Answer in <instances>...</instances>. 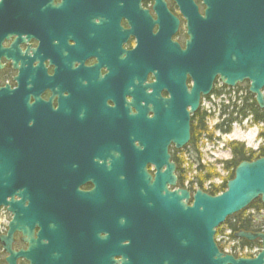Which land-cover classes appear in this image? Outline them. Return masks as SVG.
Masks as SVG:
<instances>
[{
	"label": "flooded vegetation",
	"instance_id": "1",
	"mask_svg": "<svg viewBox=\"0 0 264 264\" xmlns=\"http://www.w3.org/2000/svg\"><path fill=\"white\" fill-rule=\"evenodd\" d=\"M227 1L0 0V264H181L131 182L199 167L227 93L200 21Z\"/></svg>",
	"mask_w": 264,
	"mask_h": 264
},
{
	"label": "water",
	"instance_id": "2",
	"mask_svg": "<svg viewBox=\"0 0 264 264\" xmlns=\"http://www.w3.org/2000/svg\"><path fill=\"white\" fill-rule=\"evenodd\" d=\"M243 4L241 0H229L207 11L200 21L204 30L199 36L206 52L208 49L215 76L230 88L249 82V93L264 109V0L247 4L253 7ZM181 137L183 145L190 139L188 119ZM166 165L165 172L157 169L154 176L145 170L134 173L131 190L137 212L135 228L165 236L167 256L181 264H264V233L234 235L261 244V252L252 259L222 257L215 243L216 229L229 217L257 199L264 204V158L241 163L226 191L218 196L201 190L191 195L188 190L177 189L175 165L168 155Z\"/></svg>",
	"mask_w": 264,
	"mask_h": 264
},
{
	"label": "trees",
	"instance_id": "3",
	"mask_svg": "<svg viewBox=\"0 0 264 264\" xmlns=\"http://www.w3.org/2000/svg\"><path fill=\"white\" fill-rule=\"evenodd\" d=\"M246 93L247 95L245 96L243 107L238 106L236 102L232 103L230 106L231 110L229 111L228 117L222 124L217 126L216 130L221 131V133L223 134H229L231 133L232 125L234 123L242 122L243 119H246L249 116L252 117V123L264 125V109H260L258 107L255 98L248 93L247 88ZM206 131V126L199 125V136H201V134L203 133H206ZM260 136L264 141V130L261 132ZM229 147L231 150L232 159L225 163L227 169H233L230 173L229 180L233 179L236 168L242 162H250L260 158H264V145H261L257 151L247 149L245 144L238 142H231L229 144ZM198 158L199 160L201 159L200 155L198 156ZM202 169L203 168L201 167L200 170ZM184 173L185 172H182L181 174L182 177L179 182V186H182L185 182L186 175H184ZM215 176H218V174L206 173L203 179L198 178L199 183ZM195 179L198 181L197 178ZM225 187L226 184L224 185L223 189H225ZM210 194L215 195L214 192H210ZM249 209H255L257 212H260L261 210H264V204L260 199H258L254 201L246 210L227 219L225 225H227L233 231L232 238L234 234L240 230L259 231L260 227L264 225V215L246 216V211ZM240 243L242 246H248L250 248L260 247V244L258 242L250 243L245 240H241Z\"/></svg>",
	"mask_w": 264,
	"mask_h": 264
},
{
	"label": "rangeland",
	"instance_id": "4",
	"mask_svg": "<svg viewBox=\"0 0 264 264\" xmlns=\"http://www.w3.org/2000/svg\"><path fill=\"white\" fill-rule=\"evenodd\" d=\"M243 90H246L243 89ZM216 119L214 118H210L208 121V124L205 125L206 126V133H209V135L211 136L213 134V136L216 138V140L218 141V149H213V148H209L207 146H203V148L201 149V158L199 160V158H197L198 163L202 164L203 166L210 164L209 162H214L215 158H220L219 160H225L226 158H228V156L223 155V152H226V149L228 148L229 144L231 142H238V143H242L245 144L246 148L250 149V150H255V148L259 147V144L262 143V145H264V142L260 141V137L259 134L261 133V129L264 128L262 127L260 124H254L251 123L250 121L248 122H244L241 124H233L232 125V130L231 133L229 134H223L220 132H214L213 130L215 128L216 125ZM223 147V148H222ZM198 167V166H197ZM201 167V166H199ZM218 167L220 166H216V167H212V166H206L204 169L200 170L199 172H195V169H192L190 172L189 171H184V175H187V182H191L192 178L197 177V179L199 178H204L206 173H213V174H218L223 178H226L227 173H224L223 171H221V169H218ZM198 179V181H199ZM189 183H184V186L191 188L192 185H189ZM203 188L205 189L206 192H208V187L207 185L203 186ZM223 228V226L221 227ZM227 251H239V247H235L234 250H230L229 248H227ZM251 253L256 252V249H252L250 251Z\"/></svg>",
	"mask_w": 264,
	"mask_h": 264
},
{
	"label": "built area",
	"instance_id": "5",
	"mask_svg": "<svg viewBox=\"0 0 264 264\" xmlns=\"http://www.w3.org/2000/svg\"><path fill=\"white\" fill-rule=\"evenodd\" d=\"M218 183H220V182H218ZM211 182H208L206 185H207V187L209 188V186H211ZM246 253L248 252L247 250L245 251Z\"/></svg>",
	"mask_w": 264,
	"mask_h": 264
}]
</instances>
